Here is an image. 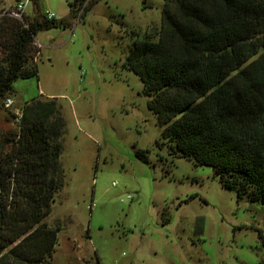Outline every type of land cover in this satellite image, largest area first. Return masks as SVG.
Segmentation results:
<instances>
[{
	"label": "rangeland",
	"instance_id": "374dc122",
	"mask_svg": "<svg viewBox=\"0 0 264 264\" xmlns=\"http://www.w3.org/2000/svg\"><path fill=\"white\" fill-rule=\"evenodd\" d=\"M71 1L0 0V17L22 4L31 21L72 22L38 30L37 76L15 81L11 107L0 101L4 132L35 98L57 99L65 120L64 187L44 220L61 228L51 264H264V205L173 156L141 78L124 67L137 40H158L165 1L99 0L74 20Z\"/></svg>",
	"mask_w": 264,
	"mask_h": 264
},
{
	"label": "trees",
	"instance_id": "16d2710c",
	"mask_svg": "<svg viewBox=\"0 0 264 264\" xmlns=\"http://www.w3.org/2000/svg\"><path fill=\"white\" fill-rule=\"evenodd\" d=\"M96 1L72 0L73 20ZM164 1L158 40H137L124 67L141 78L173 156L212 167L238 200L264 205V0ZM9 13L0 17L4 106L17 79L38 74V30L72 24ZM64 131L55 98L32 99L17 130L0 129V264H51L61 228L44 220L64 187Z\"/></svg>",
	"mask_w": 264,
	"mask_h": 264
},
{
	"label": "built area",
	"instance_id": "2783aa9c",
	"mask_svg": "<svg viewBox=\"0 0 264 264\" xmlns=\"http://www.w3.org/2000/svg\"><path fill=\"white\" fill-rule=\"evenodd\" d=\"M9 15H10L11 17L17 19V20H21V21H22V20H23V17H24V5H22V4H18V5H16V6H14V9L10 11ZM45 18H46L47 20H55L56 15H55L54 13L47 12V13L45 14ZM36 45H37V47H38L40 50L42 49V45H41L40 43H38L37 41H36ZM36 59H37V58H36ZM36 59H35V61H36ZM12 105H13V100H12L11 98L6 99V101H5V106L9 108V107H11ZM17 119H18V121H20L21 116H19V118H17ZM128 198H130V196H129Z\"/></svg>",
	"mask_w": 264,
	"mask_h": 264
},
{
	"label": "crops",
	"instance_id": "0c3cea01",
	"mask_svg": "<svg viewBox=\"0 0 264 264\" xmlns=\"http://www.w3.org/2000/svg\"><path fill=\"white\" fill-rule=\"evenodd\" d=\"M41 92V91H40ZM50 99H53V98H50ZM14 102V101H13Z\"/></svg>",
	"mask_w": 264,
	"mask_h": 264
}]
</instances>
